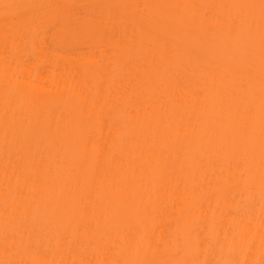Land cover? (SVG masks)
<instances>
[{
    "label": "bare ground",
    "instance_id": "obj_1",
    "mask_svg": "<svg viewBox=\"0 0 264 264\" xmlns=\"http://www.w3.org/2000/svg\"><path fill=\"white\" fill-rule=\"evenodd\" d=\"M0 264H264V0H0Z\"/></svg>",
    "mask_w": 264,
    "mask_h": 264
}]
</instances>
